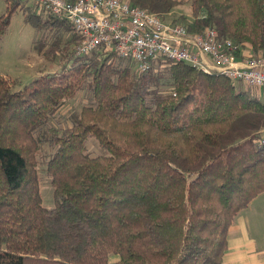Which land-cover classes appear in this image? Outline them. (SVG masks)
<instances>
[{"label": "trees", "instance_id": "16d2710c", "mask_svg": "<svg viewBox=\"0 0 264 264\" xmlns=\"http://www.w3.org/2000/svg\"><path fill=\"white\" fill-rule=\"evenodd\" d=\"M4 1L0 36L21 7ZM130 1L159 15L183 3ZM188 2L190 33L214 27L264 55V0ZM24 20L52 33L38 49L66 62L18 89L0 75V264H220L235 216L264 192V99L182 61L140 71L113 51L76 55L64 17L26 8ZM80 91L70 124H51Z\"/></svg>", "mask_w": 264, "mask_h": 264}, {"label": "built area", "instance_id": "2783aa9c", "mask_svg": "<svg viewBox=\"0 0 264 264\" xmlns=\"http://www.w3.org/2000/svg\"><path fill=\"white\" fill-rule=\"evenodd\" d=\"M44 12L64 17L78 36L76 55L113 51L136 69L165 62H186L205 73L264 90V55L243 53L214 27L190 33L186 26L133 5L130 0H34Z\"/></svg>", "mask_w": 264, "mask_h": 264}, {"label": "rangeland", "instance_id": "374dc122", "mask_svg": "<svg viewBox=\"0 0 264 264\" xmlns=\"http://www.w3.org/2000/svg\"><path fill=\"white\" fill-rule=\"evenodd\" d=\"M182 1V4L173 7L167 13H162L161 16L167 21L184 25L186 19L191 18V6L188 0ZM20 4L21 7L12 14L5 33L0 36V75L16 81L13 89L20 88L40 74H49L59 70L66 62V59H62L59 54L56 59L52 60L44 54L43 50L45 48L38 49L41 40L46 42L52 40V33L37 31L24 20L26 8H35L38 13L46 12L39 9L34 0H20ZM5 11L6 3L4 0H0V15L4 14ZM129 63L131 62L129 61ZM131 66L134 68L132 63ZM235 85L238 88L248 89L252 95L264 99V90L240 82H236ZM86 100L85 91H80L74 97L66 99L63 106L51 120V124L59 127L68 126L70 124V114L79 111ZM261 137L264 138L262 131ZM52 152L53 150L47 144H43L37 155L40 194L42 204L46 208L54 206L53 188L50 176L46 171V162Z\"/></svg>", "mask_w": 264, "mask_h": 264}, {"label": "crops", "instance_id": "0c3cea01", "mask_svg": "<svg viewBox=\"0 0 264 264\" xmlns=\"http://www.w3.org/2000/svg\"><path fill=\"white\" fill-rule=\"evenodd\" d=\"M249 52V48L243 50L244 54ZM117 259L110 257L111 262ZM220 264H264V192L235 216L228 228L227 247Z\"/></svg>", "mask_w": 264, "mask_h": 264}]
</instances>
